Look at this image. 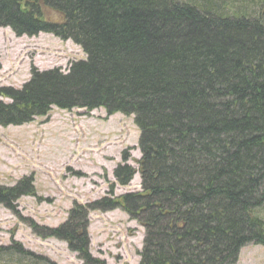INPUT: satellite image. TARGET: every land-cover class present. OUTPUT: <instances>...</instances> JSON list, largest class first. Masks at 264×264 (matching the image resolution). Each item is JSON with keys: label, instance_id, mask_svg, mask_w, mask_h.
Instances as JSON below:
<instances>
[{"label": "trees", "instance_id": "obj_1", "mask_svg": "<svg viewBox=\"0 0 264 264\" xmlns=\"http://www.w3.org/2000/svg\"><path fill=\"white\" fill-rule=\"evenodd\" d=\"M260 1L0 0V28L72 41L86 55L67 73L32 71L22 90H3L1 127L52 108L134 116L142 191L89 208L120 209L144 229L140 264H236L246 245L264 247ZM129 158L114 171L122 187L137 172ZM23 196H35L24 182L0 188V204ZM87 217L76 207L48 237L83 264H105L89 252Z\"/></svg>", "mask_w": 264, "mask_h": 264}, {"label": "rangeland", "instance_id": "obj_2", "mask_svg": "<svg viewBox=\"0 0 264 264\" xmlns=\"http://www.w3.org/2000/svg\"><path fill=\"white\" fill-rule=\"evenodd\" d=\"M264 6V0L260 1ZM86 58L72 41L51 35L17 37L0 29V103L3 90H22L32 71L61 70ZM139 130L133 119L105 110L53 109L22 126H0V188L33 187L35 196L0 204V264H83L65 242L49 238L51 229L71 218L76 207L88 214L89 252L105 264H139L144 230L121 210H91L104 198L139 191V176L120 187L113 176L127 152L137 169ZM264 217V209L260 212ZM29 252L32 257L14 253ZM237 264H264V247L248 244Z\"/></svg>", "mask_w": 264, "mask_h": 264}]
</instances>
